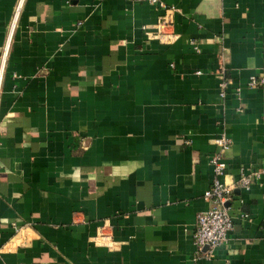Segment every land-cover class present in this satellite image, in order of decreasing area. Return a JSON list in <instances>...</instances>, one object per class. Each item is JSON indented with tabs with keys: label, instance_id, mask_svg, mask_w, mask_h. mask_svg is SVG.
Segmentation results:
<instances>
[{
	"label": "crops",
	"instance_id": "0c3cea01",
	"mask_svg": "<svg viewBox=\"0 0 264 264\" xmlns=\"http://www.w3.org/2000/svg\"><path fill=\"white\" fill-rule=\"evenodd\" d=\"M163 2L0 0V264H264V0Z\"/></svg>",
	"mask_w": 264,
	"mask_h": 264
},
{
	"label": "built area",
	"instance_id": "2783aa9c",
	"mask_svg": "<svg viewBox=\"0 0 264 264\" xmlns=\"http://www.w3.org/2000/svg\"><path fill=\"white\" fill-rule=\"evenodd\" d=\"M132 2H147L160 8H166L163 0H130ZM200 74V71H196ZM228 81L223 82V86L228 85ZM250 88L264 86V75L250 76L248 80ZM264 120V112L262 114ZM215 151L209 158V163L213 170L211 185L203 193V198L210 201L211 206L207 210L201 211L196 216V223L193 232V243L199 252L212 256L213 251L223 246L228 235L233 229V219L229 213L230 201L232 199V186L226 184L222 177L225 175L227 166L224 161V151L230 142L225 134L214 139ZM243 183H247V178H242ZM244 217L246 214L243 215Z\"/></svg>",
	"mask_w": 264,
	"mask_h": 264
}]
</instances>
